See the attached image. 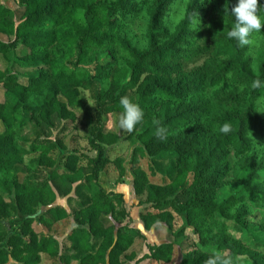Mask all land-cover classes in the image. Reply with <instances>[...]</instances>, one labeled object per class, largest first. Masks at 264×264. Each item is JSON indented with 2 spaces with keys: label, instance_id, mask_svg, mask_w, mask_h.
I'll return each mask as SVG.
<instances>
[{
  "label": "trees",
  "instance_id": "1",
  "mask_svg": "<svg viewBox=\"0 0 264 264\" xmlns=\"http://www.w3.org/2000/svg\"><path fill=\"white\" fill-rule=\"evenodd\" d=\"M1 1L17 8L0 3V224L20 221L0 231V264H171L179 239L191 242L180 264L218 252L264 264V85L252 88L264 80V27L251 47L229 39L237 0ZM133 94L143 110L128 136L139 144L130 172L146 198L140 221L173 238L138 259L143 232L129 224L123 194L98 182L112 165L125 173L124 159L109 157V123ZM78 113L95 157L67 152ZM163 155L175 176L156 183L141 158ZM71 195L72 214L56 205ZM60 223L75 225L62 246Z\"/></svg>",
  "mask_w": 264,
  "mask_h": 264
},
{
  "label": "rangeland",
  "instance_id": "2",
  "mask_svg": "<svg viewBox=\"0 0 264 264\" xmlns=\"http://www.w3.org/2000/svg\"><path fill=\"white\" fill-rule=\"evenodd\" d=\"M0 3L4 4L7 7L12 9L17 8V4L13 1H1ZM0 68L3 69V64L0 59ZM24 73V77L28 75L34 74V72ZM87 97L88 95L84 93ZM88 98V97H87ZM136 95L133 94L130 100L136 103ZM90 106H92L91 102L89 101ZM79 122L75 125V127L71 128V130L64 135V142L67 147V152L77 151L80 154H85L89 157H95L96 153L91 149L88 143V129L85 126V120L81 113H78ZM121 114L114 113L110 116V123H109V130L110 133L117 137V142L110 146L109 148V157L111 161L122 157L124 159V167L125 173L123 176L119 174L117 169L114 165L111 166L110 170L107 173H102L99 177V185L102 187L105 193H121L124 196L125 206L127 211L130 213V220L128 221L129 224L133 228H137L141 230L145 236L144 240H138L132 248V251L136 255V258H141L145 254H147V246L148 245H160L164 244L167 241H173V238L167 233V229L164 225H157L150 231H145L143 225L140 221V213L143 211L144 207L140 206L139 203L145 201V197L138 198L135 195L133 189V180L134 177L130 172V162L132 159L133 150L139 144H134L135 142L130 141L128 136L130 132L127 130H122L118 127V121ZM33 132L30 133L24 140L26 142H30L34 139ZM108 146L106 148L108 149ZM63 153L58 154L60 157ZM141 167L143 170L148 174L149 177H153L154 182L162 183L163 179H173L175 176L176 171V162L175 160L169 155H163L157 158H141ZM20 178L22 179L24 175L19 173ZM0 193L5 195V192L2 187H0ZM72 199L68 201V199L59 198L56 202V205H60L72 214V212L76 209V201L77 197L75 195H71ZM226 197V196H225ZM20 221L19 217H13L3 224H0V231L4 230L5 227H14L17 222ZM70 221L73 222V219L70 218ZM103 221L109 225L110 221L103 217ZM74 224L71 223L70 226L64 224H58L56 227V231H54L55 238L59 241V243L64 244L67 234L71 229L74 228ZM16 229V226L14 227ZM191 242L187 239H179L175 243V252L172 259L171 264H180L183 256V250ZM62 250V248H61ZM46 261L43 259V264ZM8 264H17L14 261L10 260ZM75 264V263H73ZM134 264V262H132ZM142 264H147L143 262Z\"/></svg>",
  "mask_w": 264,
  "mask_h": 264
},
{
  "label": "clouds",
  "instance_id": "3",
  "mask_svg": "<svg viewBox=\"0 0 264 264\" xmlns=\"http://www.w3.org/2000/svg\"><path fill=\"white\" fill-rule=\"evenodd\" d=\"M264 8L261 5L258 9V0H237L236 5L231 9V16L235 18L234 26L227 32L229 39H235L239 46H249L253 44L251 35L254 32H260L264 27V18L260 15V10ZM199 21L195 19L193 24L197 27ZM264 85V80L259 78L253 80L252 88L258 89ZM123 112L118 121V127L122 130L131 132L136 124H138L143 117V110L139 104L132 102L128 97H121L119 101ZM231 126L228 123L220 127L221 133H228ZM164 129L157 128L156 135L164 138ZM205 264H233L231 258L226 257L223 253H214L209 256Z\"/></svg>",
  "mask_w": 264,
  "mask_h": 264
}]
</instances>
